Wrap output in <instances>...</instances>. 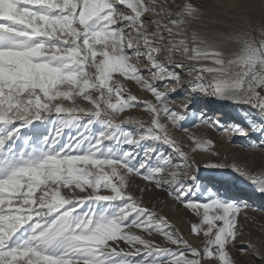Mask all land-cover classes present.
Masks as SVG:
<instances>
[{"label":"snow or ice","instance_id":"snow-or-ice-1","mask_svg":"<svg viewBox=\"0 0 264 264\" xmlns=\"http://www.w3.org/2000/svg\"><path fill=\"white\" fill-rule=\"evenodd\" d=\"M216 23L194 0H0V264H264L238 247L264 219L215 187L264 197V25ZM157 200L192 217L187 237Z\"/></svg>","mask_w":264,"mask_h":264},{"label":"rangeland","instance_id":"rangeland-1","mask_svg":"<svg viewBox=\"0 0 264 264\" xmlns=\"http://www.w3.org/2000/svg\"><path fill=\"white\" fill-rule=\"evenodd\" d=\"M214 2H216L221 8L228 7V6L232 5L233 8H231V9H233V11L236 14V18L235 19L231 18L230 21L226 22L225 25L222 27V29H220L219 32H222L225 34H228V33L234 34L235 31L238 30L239 28H241V26L246 21H250L253 25V28H254V35H256L257 39H259V31H260L259 26L264 25V6H262V5H264V0H253L252 9L250 8V5L247 3L246 0H220V1L214 0ZM241 18H243V19H241ZM232 50L233 49L230 47H226L224 49V51L226 53H231ZM201 98L202 97H200V100L198 101V106L196 108H193L192 110L201 109L204 106V104L207 102H209L211 105H214V103L215 104L217 103V102H214L213 100H209L207 98H202V99ZM194 99H197V97ZM178 100L179 99L175 98V101H178ZM206 100H207V102H205ZM219 112H221V111L216 110L214 112L213 116L221 115ZM230 122L231 121H226L225 123H230ZM217 138H218V136H217ZM214 139H216V138H214ZM240 139H236L234 137L232 139L231 143L216 139L218 142V151L221 152L222 156L226 155L229 158V155L225 154V153L223 154L221 149L225 148L226 146L236 148L238 146L243 145L245 143V141L242 138H240ZM248 159H245L238 154L237 156H234V158L230 159V161L235 160V161L241 162V163L247 162L249 166L259 167L261 162L256 163L255 160H250V158H248ZM218 174H219V170L204 169L203 166L201 165V171H200L199 175L202 178L214 177V179H216ZM241 186H244L245 189H251V187L246 185L245 183H244V185L241 184ZM225 197L226 198H237V199L242 198V199H244L243 197H236V195H233V196L232 195H228V196L225 195ZM156 208L162 214L167 215L169 217V219L171 220V222L176 224L177 227L180 228V230L185 234L186 237L188 236L189 228H190L188 221L191 220L192 217L186 211H184L182 209H177L176 206L171 205L170 203L164 204V203L160 202L159 200L156 201ZM253 208L258 209L259 206H255ZM260 210L263 211L262 208ZM256 213L260 214L259 211H256ZM261 213H263V212H261ZM262 235H264V233H261L260 231L253 229L251 236L250 237L246 236L243 239H244L246 244H248L247 241L249 239L251 240V242L255 241V240L263 242ZM193 242H195V241H193ZM238 247L243 248L241 246H238ZM244 248H247V246L246 247L244 246ZM236 251H239V250H236ZM233 255L235 257H237L238 260L242 261V263L246 260V257L242 256L241 253H239V252L234 251Z\"/></svg>","mask_w":264,"mask_h":264},{"label":"bare ground","instance_id":"bare-ground-1","mask_svg":"<svg viewBox=\"0 0 264 264\" xmlns=\"http://www.w3.org/2000/svg\"><path fill=\"white\" fill-rule=\"evenodd\" d=\"M220 1V0H219ZM247 3L250 5V8L252 9L253 7V0H246ZM195 3H198L202 6H204V10L208 13V16L217 21L218 23L212 25V29L216 30V31H220V29H222V27L225 25L226 22L230 21L231 18L235 19L236 18V14L233 11L232 5L228 6V7H224L221 8L216 2H214V0H194ZM222 2V1H221ZM229 5V4H228ZM133 92L139 95H142L141 93H139L137 91V89L135 87L132 88ZM173 99H179L178 101H175L177 105L181 104L184 100V94L183 93H176V94H172ZM202 99V98H201ZM200 100V97H197V99H194V103L190 105V112H197V111H203L209 115H214V112L217 111H221L219 112L221 115H219L225 122L226 121H231L233 117H235V112L233 111L232 108L227 107V106H222L219 102H217L216 104L214 103V105H211L209 102H207V100L204 104V106L201 109H197V110H192L193 108H196L198 106V101ZM216 102V101H214ZM221 108V109H220ZM184 125L186 127H189L192 129L193 132H195L197 135H201V134H207V133H203L202 130H197L193 124L191 120L185 121ZM209 135H211L213 138H217V133H208ZM178 135H181L178 133ZM236 139H240L238 137H235ZM241 140V139H240ZM185 143H187V141L185 140ZM244 145V144H243ZM243 145L238 146L236 148L234 147H230V146H226L225 148H222L221 151L224 154H228L229 158L232 159L234 158V156H237L238 154L245 158L248 159L250 158V160H255L256 163L261 162L259 158L253 159L248 153H246L244 151V147ZM229 159V160H230ZM241 159V158H240ZM242 160V159H241ZM249 160V159H248ZM234 175L230 172H225L223 175L218 174L217 178L215 179L216 181H224V180H229V178ZM241 184L244 185V183H240V182H232L229 180L228 183L224 184L223 187H221V185L219 183H217L215 185V187L217 189H219L223 194L225 195H236V197H243L245 200H247L249 202V204L251 205V208L255 207V206H259L258 209H261L263 211H259L260 214H257L255 211V208H253L250 211V215L255 216L259 219H264V197L260 196L259 193H254L251 189H245L244 186H241ZM263 212V213H261ZM262 241H252V244L255 245V249L252 250H256V249H260V250H264V235H262ZM239 246L243 247L244 246L248 248V244L243 243L240 244ZM235 252H239V251H235ZM240 253V252H239ZM248 257H246V262L244 261L242 264H248Z\"/></svg>","mask_w":264,"mask_h":264},{"label":"clouds","instance_id":"clouds-1","mask_svg":"<svg viewBox=\"0 0 264 264\" xmlns=\"http://www.w3.org/2000/svg\"><path fill=\"white\" fill-rule=\"evenodd\" d=\"M208 42L211 44H219V41L212 39L211 36L208 37Z\"/></svg>","mask_w":264,"mask_h":264}]
</instances>
